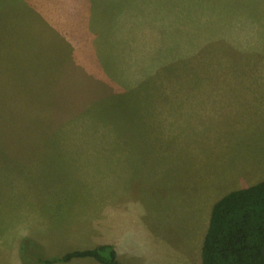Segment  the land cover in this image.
<instances>
[{
  "label": "rangeland",
  "instance_id": "374dc122",
  "mask_svg": "<svg viewBox=\"0 0 264 264\" xmlns=\"http://www.w3.org/2000/svg\"><path fill=\"white\" fill-rule=\"evenodd\" d=\"M256 82L264 0H0L2 264L22 216L61 257L108 197L129 209L126 244L198 261L213 205L264 170V95L223 91ZM34 249L20 240L25 262Z\"/></svg>",
  "mask_w": 264,
  "mask_h": 264
},
{
  "label": "trees",
  "instance_id": "16d2710c",
  "mask_svg": "<svg viewBox=\"0 0 264 264\" xmlns=\"http://www.w3.org/2000/svg\"><path fill=\"white\" fill-rule=\"evenodd\" d=\"M135 8H139L140 12L138 4ZM190 40L188 38L187 43ZM132 42L134 37L127 40L129 44ZM163 43L168 44L164 38ZM153 51V47L146 45V51L141 56L144 63L152 60ZM263 250L264 181H261L233 190L213 205L199 264H264ZM38 257L40 264L69 262L74 258L84 257H92L102 264H124L118 259L117 251L112 245L72 251L61 257Z\"/></svg>",
  "mask_w": 264,
  "mask_h": 264
},
{
  "label": "crops",
  "instance_id": "0c3cea01",
  "mask_svg": "<svg viewBox=\"0 0 264 264\" xmlns=\"http://www.w3.org/2000/svg\"><path fill=\"white\" fill-rule=\"evenodd\" d=\"M232 88H225L223 91L227 94H230L233 96V98H239L244 103L243 98L244 96L252 97L255 100V97L257 98L258 95H264V82L262 83H241V84H235L231 86ZM221 90V89H220ZM250 96H249V93ZM255 105V102L252 106ZM244 106V105H243ZM260 167H257L259 169ZM251 177L256 176V179L250 180L251 177L247 178L250 183L245 185L246 187L252 186L256 183H259L261 181H264V170H258V171H251ZM14 185H16L13 182ZM11 185V184H10ZM245 187V188H246ZM21 193V191L19 192ZM18 198V197H17ZM101 200L96 201L97 206L93 207L92 211V217L89 219H82L83 222L81 223H75L69 227H67L66 233L71 236L70 239L75 241L77 244H80L82 247L81 249L77 250H86V249H93L101 245H112L116 251H117V257L118 259L124 263V264H165L163 262V259L160 257H157V255H153V253H150V255H147V251H141V248H139L137 245L134 246L133 243L126 244L125 240L127 233L129 232L127 226L125 225L124 219H126L125 216L128 215V208L124 204H115V201L111 200L110 197L108 199H103V205H99ZM32 216L29 215L28 217H23L21 220H27L24 223V227L22 230H20L21 234L17 241L15 242V247L12 248V251H16L15 258L10 261V264H40L38 260V256H43L41 253H38L39 250H32L31 252H37L39 254L37 256L36 253H29L28 262H25L23 259H21L20 254V240H22L25 236H29L31 240H33L34 243L40 246L42 250L45 252L46 257L51 258L50 256H53L55 252L56 246H52L53 241L51 238L44 237L43 235L52 234L53 230H43L41 229L40 224L39 226L34 229L31 226V220H28V218ZM16 217V216H15ZM129 219V217H128ZM42 231V233L40 232ZM204 243V241H203ZM201 246V244H200ZM199 246V247H200ZM203 247V245H202ZM198 249V248H197ZM48 250H52L51 253H47ZM199 250V249H198ZM202 250V248H201ZM42 251V253H43ZM202 254V252H201ZM193 258L190 257V259H194L197 255L192 254ZM191 255V256H192ZM195 255V256H194ZM35 256V258H34ZM45 257V256H43ZM3 253H0V260L2 264ZM75 259V258H74ZM74 259H72L69 262H59L55 264H73ZM81 264H102L98 262L96 259L92 257H84L81 258ZM92 259V260H91ZM94 259V260H93ZM191 260V262H193ZM202 260V255L200 258H198V261H194V263L190 264H199Z\"/></svg>",
  "mask_w": 264,
  "mask_h": 264
},
{
  "label": "water",
  "instance_id": "95a60500",
  "mask_svg": "<svg viewBox=\"0 0 264 264\" xmlns=\"http://www.w3.org/2000/svg\"><path fill=\"white\" fill-rule=\"evenodd\" d=\"M263 254H264V250H263Z\"/></svg>",
  "mask_w": 264,
  "mask_h": 264
}]
</instances>
